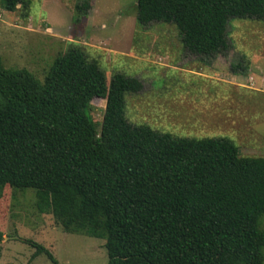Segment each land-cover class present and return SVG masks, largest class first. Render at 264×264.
Segmentation results:
<instances>
[{
	"label": "trees",
	"instance_id": "obj_1",
	"mask_svg": "<svg viewBox=\"0 0 264 264\" xmlns=\"http://www.w3.org/2000/svg\"><path fill=\"white\" fill-rule=\"evenodd\" d=\"M0 4L14 13L29 2ZM234 20L264 21V0H138L140 27H176L205 64L227 55ZM143 88L120 72L108 81L79 48L56 57L43 80L0 56V197L6 188L34 191L37 212L67 234L105 240L108 264H264V158L242 156L227 138L133 125L126 98ZM94 99L106 102L100 132ZM25 242L33 259L58 264Z\"/></svg>",
	"mask_w": 264,
	"mask_h": 264
},
{
	"label": "rangeland",
	"instance_id": "obj_2",
	"mask_svg": "<svg viewBox=\"0 0 264 264\" xmlns=\"http://www.w3.org/2000/svg\"><path fill=\"white\" fill-rule=\"evenodd\" d=\"M9 13L0 4V56L6 68L43 80L53 60L71 48L97 61L108 81L123 73L142 81L126 98L136 126L177 138H227L245 157L264 158V21L234 20L230 49L209 64L184 48L176 27L137 23L138 0H28ZM89 8L79 12L78 7ZM248 71L231 70L232 64ZM106 102L94 99L100 132ZM264 218L261 228L264 229ZM0 264H54L25 241L48 249L58 264H108L105 240L67 234L35 208V192L6 188L0 197Z\"/></svg>",
	"mask_w": 264,
	"mask_h": 264
}]
</instances>
